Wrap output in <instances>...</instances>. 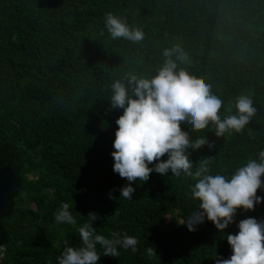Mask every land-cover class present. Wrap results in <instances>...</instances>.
Here are the masks:
<instances>
[{"label":"trees","instance_id":"obj_1","mask_svg":"<svg viewBox=\"0 0 264 264\" xmlns=\"http://www.w3.org/2000/svg\"><path fill=\"white\" fill-rule=\"evenodd\" d=\"M106 12L140 28L143 40L101 35ZM173 45L189 58L179 67L222 100L221 118L235 113L240 94L256 107L239 133L181 126L190 142L205 135L212 145L188 150L193 170L208 158L211 174L227 176L264 149V0H0V169L19 180L0 216L1 264H57L66 245L80 246L89 213L95 233L137 240L135 252L117 245L118 257L98 264H215L231 255L226 234L241 219L264 221L262 199L237 209L224 233L207 219L189 231L183 222L199 201L183 175L152 172L131 182L132 199L119 198L128 182L113 172L111 152L122 110L109 108L108 86L126 72L154 74ZM61 202L74 224L54 221Z\"/></svg>","mask_w":264,"mask_h":264},{"label":"clouds","instance_id":"obj_2","mask_svg":"<svg viewBox=\"0 0 264 264\" xmlns=\"http://www.w3.org/2000/svg\"><path fill=\"white\" fill-rule=\"evenodd\" d=\"M104 30L113 40L123 39L135 44L144 38L140 28L129 26L112 12L104 14L101 35ZM161 56L162 62L154 74L126 72L108 86L109 108L122 110L115 120L117 128L111 152L113 172L128 182L120 187L119 198L132 199L135 189L131 182H146L152 172L191 177L195 180L190 188L191 197L198 199L199 204L183 224L194 231L195 225L207 219L224 233L233 223L237 209L252 210L264 199L257 195L258 189L264 191L261 180L264 149L258 151L256 159H248L227 176L211 174L208 158L193 170L188 150L212 145L205 135L190 142L188 132L182 131L181 126L193 131L209 128L216 137L226 132L239 133L256 113V107L251 96L240 94L234 99L235 113L221 118L218 112L223 102L213 93L211 85L179 67L189 62L187 53L179 45H173L164 48ZM165 154L166 158L161 159ZM87 218L77 229L80 246L66 245L56 257L57 264H98L101 255L118 257L117 245L136 251L134 236L123 234L120 238L108 239L93 231L92 222L98 217L89 213ZM54 221L75 223L68 203L61 202ZM236 227V234H226L231 255L227 259L217 257L215 264H264V221L247 217ZM147 253L152 255L153 249L149 247Z\"/></svg>","mask_w":264,"mask_h":264},{"label":"water","instance_id":"obj_3","mask_svg":"<svg viewBox=\"0 0 264 264\" xmlns=\"http://www.w3.org/2000/svg\"><path fill=\"white\" fill-rule=\"evenodd\" d=\"M19 186V180L8 166L0 169V216L8 207L10 196Z\"/></svg>","mask_w":264,"mask_h":264},{"label":"built area","instance_id":"obj_4","mask_svg":"<svg viewBox=\"0 0 264 264\" xmlns=\"http://www.w3.org/2000/svg\"><path fill=\"white\" fill-rule=\"evenodd\" d=\"M4 255H5V249L3 246L0 245V264L2 263Z\"/></svg>","mask_w":264,"mask_h":264},{"label":"rangeland","instance_id":"obj_5","mask_svg":"<svg viewBox=\"0 0 264 264\" xmlns=\"http://www.w3.org/2000/svg\"><path fill=\"white\" fill-rule=\"evenodd\" d=\"M169 220V219H168Z\"/></svg>","mask_w":264,"mask_h":264}]
</instances>
